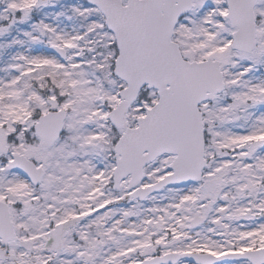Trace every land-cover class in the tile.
I'll use <instances>...</instances> for the list:
<instances>
[{"label": "snow or ice", "instance_id": "6c2138e0", "mask_svg": "<svg viewBox=\"0 0 264 264\" xmlns=\"http://www.w3.org/2000/svg\"><path fill=\"white\" fill-rule=\"evenodd\" d=\"M0 264H264V0H0Z\"/></svg>", "mask_w": 264, "mask_h": 264}]
</instances>
